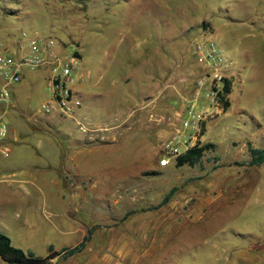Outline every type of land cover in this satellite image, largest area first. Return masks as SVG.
<instances>
[{
    "label": "rangeland",
    "instance_id": "rangeland-1",
    "mask_svg": "<svg viewBox=\"0 0 264 264\" xmlns=\"http://www.w3.org/2000/svg\"><path fill=\"white\" fill-rule=\"evenodd\" d=\"M21 32L80 57L71 77L86 96L83 132L100 134L78 148L51 129L42 72L28 73L11 97L15 117L9 110L5 121L18 140L1 163L11 164L7 173L51 174L52 182L90 174L86 186L98 188L85 203L90 241L56 264H264V163L247 165L248 144L264 149V0H0V43ZM207 40L231 62L225 111L201 89L193 100L205 68L192 48ZM190 101L205 114L197 145L206 150L192 167L160 168L163 143ZM9 183L0 185L13 197ZM80 239L77 230L49 245ZM32 245L47 255L44 244Z\"/></svg>",
    "mask_w": 264,
    "mask_h": 264
},
{
    "label": "crops",
    "instance_id": "crops-1",
    "mask_svg": "<svg viewBox=\"0 0 264 264\" xmlns=\"http://www.w3.org/2000/svg\"><path fill=\"white\" fill-rule=\"evenodd\" d=\"M34 72H42L45 78L44 71ZM28 73L31 72H26L22 80L11 87V97L12 95L16 96L15 93L18 90V86L21 85ZM30 82L33 81L31 80ZM73 89L81 101V106L74 117L62 118L56 114H44L47 117L45 121L50 123L51 129L57 135H60L68 142L75 143L71 145L69 142L70 146L75 147L79 145L78 148H87L91 144L86 145L84 143L100 134H91L90 131L83 132L90 129L89 116L85 112L86 108L84 110L81 108L86 96L80 90L75 89V87ZM17 99V97L14 99L16 100L13 102L14 104L10 101L8 108V111L12 110L10 118L15 117L14 110L17 107ZM6 123L8 126L7 141L11 154L13 151L11 146L18 139L16 137V128L7 122V120ZM49 144L53 146V140L49 139ZM10 154L7 158L0 161V184H4L8 180L11 181L8 185L13 184L16 186L14 188L15 195L9 197V191L0 185V232L10 238L11 244L14 247L31 253H33L34 248L32 244L36 243L44 244L47 254L49 248L58 253L81 243L90 228L84 222L85 218L90 215V211L85 212V203L89 202L90 204L92 200L87 196L89 194H97L98 190L97 187L86 186V182L90 179V174H57L59 177L55 176L53 182L49 180L51 174H8L7 171L11 170V164L9 162H6L5 165L1 163H5L9 159ZM75 180H77V183H75ZM27 199L29 200L28 203ZM5 202H9L7 208L3 206ZM11 208L13 209V215L9 218L7 217V209ZM77 230L80 233L81 239L73 247H63L60 250H56L52 245H49L51 242H65ZM59 259V256H56L52 259V264H56ZM1 262L3 261L0 258V264Z\"/></svg>",
    "mask_w": 264,
    "mask_h": 264
},
{
    "label": "built area",
    "instance_id": "built-area-1",
    "mask_svg": "<svg viewBox=\"0 0 264 264\" xmlns=\"http://www.w3.org/2000/svg\"><path fill=\"white\" fill-rule=\"evenodd\" d=\"M61 48L62 45L52 38L29 36L26 32H21L11 45L0 43V161L10 154L8 126L5 121L11 101L10 89L22 80L26 72H45L50 90V98L42 106L45 115L56 114L62 118H73L80 108L81 101L75 94L71 77L80 57L75 52L63 55ZM192 50L197 62L205 68L203 76L196 82L197 92L193 100L201 89L203 97L210 105L221 109L218 93L223 80L228 79L224 72L231 62L212 40L195 43ZM205 87L210 88L206 93ZM193 102L190 101L184 109L180 128L163 143V155L158 160L159 167H166L171 161L175 162L177 157L197 145L198 129L205 114L196 109Z\"/></svg>",
    "mask_w": 264,
    "mask_h": 264
},
{
    "label": "trees",
    "instance_id": "trees-1",
    "mask_svg": "<svg viewBox=\"0 0 264 264\" xmlns=\"http://www.w3.org/2000/svg\"><path fill=\"white\" fill-rule=\"evenodd\" d=\"M230 92L231 82L228 79H224L221 91L218 93V101L220 102L221 110L225 111L229 107L228 95ZM206 147L207 146L196 145L189 149L187 152L176 158V166L181 167L188 165L192 167L196 165L202 158ZM248 153L250 156V159L247 162L248 166H260L262 163H264V149L254 148L248 144ZM174 191L175 189L170 190V192L164 197L162 204L169 200ZM162 204H159L152 209H156ZM125 217L126 216H124L123 219H125ZM92 228L93 227L88 229L87 235L77 246L70 249H64L58 253L52 251V249L49 248L48 254L45 257H39L31 252H24L23 250L14 247L11 244L10 238L4 233L0 232V258L6 264H52V259H54L56 256H59L60 260H66L69 257L81 253L85 249L87 242H89L91 239V234L93 232Z\"/></svg>",
    "mask_w": 264,
    "mask_h": 264
}]
</instances>
